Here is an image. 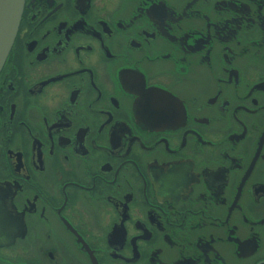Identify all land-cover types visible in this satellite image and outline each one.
Returning a JSON list of instances; mask_svg holds the SVG:
<instances>
[{"label": "flooded vegetation", "instance_id": "obj_1", "mask_svg": "<svg viewBox=\"0 0 264 264\" xmlns=\"http://www.w3.org/2000/svg\"><path fill=\"white\" fill-rule=\"evenodd\" d=\"M0 264H264V0H22Z\"/></svg>", "mask_w": 264, "mask_h": 264}, {"label": "water", "instance_id": "obj_2", "mask_svg": "<svg viewBox=\"0 0 264 264\" xmlns=\"http://www.w3.org/2000/svg\"><path fill=\"white\" fill-rule=\"evenodd\" d=\"M22 0H0V66L14 38Z\"/></svg>", "mask_w": 264, "mask_h": 264}]
</instances>
